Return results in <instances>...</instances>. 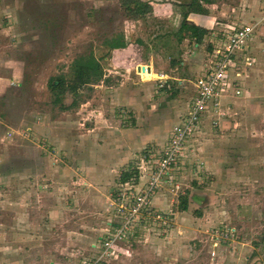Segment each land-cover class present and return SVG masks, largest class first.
Here are the masks:
<instances>
[{"label": "rangeland", "instance_id": "obj_1", "mask_svg": "<svg viewBox=\"0 0 264 264\" xmlns=\"http://www.w3.org/2000/svg\"><path fill=\"white\" fill-rule=\"evenodd\" d=\"M141 1L152 14L135 19L122 0H0V264H94L117 223L121 173L160 157L190 90L168 81L158 91L136 65L194 79L197 65L208 66V44L195 49L176 35L191 0ZM247 1L204 7L220 23L247 14ZM120 36L127 47L107 50ZM248 48L229 71L241 95L221 105L216 126L206 121L173 185L155 193L170 229L140 227L95 264H264V36ZM90 52L102 80L66 94L65 108L53 104L49 78ZM184 54L183 73L170 61ZM224 230L231 237L212 258L211 238Z\"/></svg>", "mask_w": 264, "mask_h": 264}, {"label": "built area", "instance_id": "obj_2", "mask_svg": "<svg viewBox=\"0 0 264 264\" xmlns=\"http://www.w3.org/2000/svg\"><path fill=\"white\" fill-rule=\"evenodd\" d=\"M255 27L256 24L242 25L223 33L218 46L213 47L208 53V69L194 80L195 96L189 105L187 115L180 123L171 127L168 142L161 151L160 157L153 162L148 160L144 167L139 169L136 177L139 181L144 178V182L137 188H134V183L122 185V191L113 202L117 223L105 238H100L101 251L95 263L102 258L112 257L116 246L130 239L135 234V230L140 227L153 224L165 231L170 229L169 215L154 209L155 193L161 184L173 185L174 172L178 169L188 142L195 135L204 115L208 111L211 112L212 125L218 124L217 119L222 115L223 92L231 87L234 96L241 95L237 87L228 83V75L230 67L234 66L236 61L239 62V56L242 57L246 53L253 39ZM246 60L244 64L251 66L252 62L249 59ZM156 81L159 89L168 86V78L165 74L157 75ZM174 188L179 187L174 184ZM230 233L224 230L212 236L213 250L210 253L212 258L216 256L215 249L221 245V242L231 237Z\"/></svg>", "mask_w": 264, "mask_h": 264}, {"label": "crops", "instance_id": "obj_3", "mask_svg": "<svg viewBox=\"0 0 264 264\" xmlns=\"http://www.w3.org/2000/svg\"><path fill=\"white\" fill-rule=\"evenodd\" d=\"M246 3H248V5H246V6L244 5V7H248V9L246 10L247 14L245 13L241 17L243 19L235 16V17L232 18L233 20H228V18H227V20L225 22H220L219 23V22H215V20L213 19L211 14H209V15H199V14L191 15L190 14L191 16L188 15V18L186 19L187 22H190V23L194 24L195 26L206 30V32H207L206 35L203 37V40H202L201 44L198 45V44H195L193 42V47H195V49H198L200 46L202 47V46H204V44H208L207 45V49H208L207 55H208V53L211 52L213 47L218 46L219 40L222 38L223 33H226L228 31H230L231 29L236 28V26H239L237 24H240V26H242V25H255L256 24V27H255L256 30H254V36H253V39H252L253 41L256 40L257 34L259 35V37L260 36L261 37L264 36V26L261 25L264 22V0H248ZM212 4H211V6H215V5H212ZM260 10H261V12H260ZM232 11H235V8H232ZM243 11H245V10H243ZM257 12H258V14L256 15ZM229 18H231V16ZM234 25H236V26H234ZM248 49L246 51L247 55H249V50ZM191 54H193V53H191ZM183 57L184 58L178 59L177 61H179V64L174 65V66H180L181 71H183V73H184L186 71V68L183 67V66H185V63H186L187 60L185 58V54H184ZM239 57H240V59L242 58L241 56H239ZM240 59H238L239 62H240ZM239 62L236 61V63H239ZM153 66H154L153 63L147 62L145 64L144 63L143 64H137L136 68H137L138 72H142L143 73V76H146V74H148V73H152L153 74L152 77L146 76L147 80L149 78L150 79L152 78L153 80H156V77H157L158 74L152 72L153 71V69H152ZM197 66H199V69L195 70V72H194L195 76H193L194 79H190V77H187V76L185 77V76H182V75L181 76H178V75H176V76L166 75L167 78H168V81H171V83L173 81V83H175V89L176 90H180L182 88L186 89V91L190 90L189 94H187V96H186V101L184 102L185 104H184L183 110H181L180 112L175 114L174 120L172 122V125L180 123L181 120L187 115L188 109H189V105H190V103L192 102V100H193V98L195 96L194 80L197 77H199L200 75L204 74L205 71L208 69V66H206V64H200V65H197ZM142 67L145 68L144 71L141 70ZM177 70H178V68L175 67V71H177ZM189 70L193 71L194 69L193 70L189 69ZM235 78L232 75L229 74L228 75V80H227L228 83L229 84H233V86H234V84L237 85L240 78L239 77L236 78V79ZM167 87H169V85ZM161 90H164V88L163 89H159L158 91H161ZM176 90H174V91H176ZM169 91H171V90H169ZM234 97L235 96L233 95L232 88L229 87L222 94V100H221L222 104L226 103L230 99H233ZM211 117H213V116H212L211 112L208 111L204 115L202 120L200 121L195 135L188 142L187 150L185 151V154L183 156V159L181 160V163H183V161H186V157L188 158L190 156L189 149L191 148L190 151H192V147H194V145L192 143L195 141V136L203 132L204 124ZM169 136H170V131H169L168 137L166 139V144L168 142ZM147 161H148L147 158H144V159L140 160V167H138L137 170L134 169L136 173L128 181H126L124 183H120V181H119L118 184L120 185V189H118L117 194L114 197V199H116L118 193L122 191V188H123L122 185H124L126 183H134V185H135L134 188L140 187V185L144 182V178H142V180L139 181L136 176L139 173V169H141V167L144 164H146ZM133 178H134V181L132 182ZM154 203L160 204L161 200L155 198L154 201H153V205H155Z\"/></svg>", "mask_w": 264, "mask_h": 264}, {"label": "trees", "instance_id": "obj_4", "mask_svg": "<svg viewBox=\"0 0 264 264\" xmlns=\"http://www.w3.org/2000/svg\"><path fill=\"white\" fill-rule=\"evenodd\" d=\"M209 3L210 0H191L188 4V10L183 15L182 26L177 30L176 35L180 34L179 36H184L187 34L192 42L198 45L201 44L203 37L207 33L206 30L187 22L186 17L189 13L206 15L207 9L204 5ZM121 6L130 18H145L152 14L151 5L141 0H122ZM104 46H106L107 50L112 51L126 48L127 43L120 36L105 41ZM170 64L174 66L179 64V61L171 60ZM103 75V67L99 59L96 58L92 52L75 58L69 67L67 76L59 74L49 78L47 85L52 93V103L65 108L62 106V100L66 94L77 96L81 88L91 87L100 82ZM72 103V105L75 104L74 101ZM135 173L134 169L121 173L119 179L120 183L128 181ZM187 206V196L183 195L180 197L178 209L180 211H186Z\"/></svg>", "mask_w": 264, "mask_h": 264}, {"label": "water", "instance_id": "obj_5", "mask_svg": "<svg viewBox=\"0 0 264 264\" xmlns=\"http://www.w3.org/2000/svg\"><path fill=\"white\" fill-rule=\"evenodd\" d=\"M144 69H145L144 67L141 68L142 71H144Z\"/></svg>", "mask_w": 264, "mask_h": 264}]
</instances>
